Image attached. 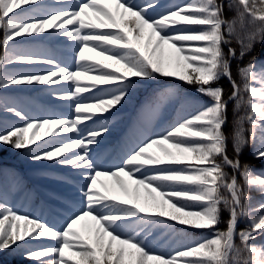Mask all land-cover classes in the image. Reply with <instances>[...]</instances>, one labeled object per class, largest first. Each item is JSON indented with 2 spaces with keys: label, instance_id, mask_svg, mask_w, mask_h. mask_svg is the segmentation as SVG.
<instances>
[{
  "label": "snow or ice",
  "instance_id": "snow-or-ice-1",
  "mask_svg": "<svg viewBox=\"0 0 264 264\" xmlns=\"http://www.w3.org/2000/svg\"><path fill=\"white\" fill-rule=\"evenodd\" d=\"M158 9L160 0H0V113L24 122L0 130V146L67 168L60 182L79 196L62 202L66 221L52 227L9 204L25 190L14 172L0 169V252L25 248L36 264H264V171L240 161L250 146L264 162V62L258 66L253 56L238 63L240 83L231 66L264 43V0H187ZM62 38L71 66L47 49L25 47ZM86 51L119 69L107 70L110 65L91 61ZM40 64L49 67H33ZM161 77L194 87L208 102L178 91L179 85L153 89L104 167L99 138L110 133L138 87ZM222 79L231 87L227 95L214 86ZM33 85L71 101L66 107L73 115L29 120L14 94ZM177 105L186 115L169 121ZM45 128L51 139L38 134ZM230 137L234 158L227 154ZM101 177L113 180L123 198ZM253 191L260 197L255 203ZM89 221L81 232L77 226ZM42 238L53 243L30 246Z\"/></svg>",
  "mask_w": 264,
  "mask_h": 264
},
{
  "label": "trees",
  "instance_id": "trees-1",
  "mask_svg": "<svg viewBox=\"0 0 264 264\" xmlns=\"http://www.w3.org/2000/svg\"><path fill=\"white\" fill-rule=\"evenodd\" d=\"M138 3H142L143 0H137ZM187 3V0H160V9L163 10L164 8H167L173 4H185ZM114 7V6H113ZM18 10V9H17ZM226 15L231 17L233 13L226 12ZM71 27V26H68ZM195 27V26H194ZM98 31H115V29H98ZM43 35H46L43 34ZM66 39V38H65ZM64 39V40H65ZM64 40L60 41H43L35 45H26L25 47H31L33 49H47L50 53H54L55 56L60 58L61 56H66V58H70V53L67 45L64 44ZM74 43V42H73ZM233 48L236 49L237 56H239L240 52V46L236 43L235 40H233L232 45ZM2 48H0V52H2ZM225 51H227V48L225 47ZM85 55L90 57L91 61H101L104 64L110 65V68L107 70H111V67H116L119 69L118 65L112 64L111 61L104 60L103 57L97 56L94 52H85ZM256 58V63L259 66L261 62H264V43H258L256 44L254 50L250 52L248 55H246L243 60L234 59L231 62L232 66V74L235 79H237V83H240L239 78L236 76V67L237 64L246 65L249 60L252 57ZM33 67L37 68H45L49 67L48 65H34ZM190 71V69H189ZM55 79V78H54ZM179 85L178 91L191 94L198 99H204L206 102V98L200 97L198 93H196L195 88L191 87L183 82H180L172 77H161L159 82H153L150 85H144L142 87H138V89L135 92L134 99L132 102L124 105L121 109L125 110V113H123L122 117L123 119L120 121V126L118 129V132L124 129L126 125V119H132L135 116L136 108L139 105L140 100L144 98L145 95L150 93L153 89L157 87H173ZM214 86H222L225 89V94L227 95L228 92L231 91V87L226 79H222L219 82V85ZM99 87H104L103 85H100ZM26 92L24 93H16V98L18 100L17 106L26 114V117L29 120L34 119H42L47 118L52 114V109L57 106L61 107L62 105H55L54 103V97L53 95L49 94L44 89L47 88L46 85H33V86H25ZM37 113H40L41 115H36ZM186 115L184 110L180 107V105L176 106V111H172L168 115L169 121H175L179 117ZM131 116V118H130ZM228 124L225 128V131L229 134L231 133L232 126H233V106L231 103L228 105ZM0 130H3L4 127H10L13 124L16 125H23V121L19 118L7 114V113H0ZM131 127V125H130ZM154 127L158 130H160L161 125L157 123L154 125ZM48 131L47 128L40 129L38 134L41 136H44L45 133ZM117 133L114 134H107L109 138L115 137ZM29 135H31V130L29 132ZM127 135H125L126 137ZM124 137V138H125ZM109 138L103 137L104 141H107ZM49 139V138H46ZM38 143H42V140H38ZM253 149L252 147H246L243 151V154L240 156L241 164H250L252 166V169L254 172H260L264 171V162L256 160L253 158L252 155ZM228 156L229 158H234L235 154L233 152L232 147V141L231 137L228 141ZM54 166L56 168H59V165H55L54 162H32L24 155V150H17L14 151L9 146H0V169H6L10 172H14L17 176V178L21 181L25 194L24 195H15L9 198V204L17 210L20 213H25L29 215L30 217H37L42 222H45L49 224L52 227L59 228L56 223L54 222L55 215L60 214V211L55 207V204L59 202L58 196L59 195H52V192H58L54 190H47L41 186L38 182H36V179L39 178L38 175H36V172L32 170L33 167L40 166L42 164H46ZM225 171L231 172V169H225ZM238 180H240V183H243L242 179L238 176ZM58 188L62 189V185H58ZM63 190V189H62ZM253 197V202L255 203L257 200L260 199L258 194L256 192L251 193ZM140 196L141 198L144 197V190H140ZM34 211H38L37 213H33ZM228 214L225 212L223 213V219L227 220ZM78 229L81 232H84L86 230V224L82 222L80 225L77 226ZM221 229L225 227L224 223H221L219 225ZM239 228L245 227V222H241L238 226ZM194 236L196 238H202L200 232L194 233ZM30 238L26 237V240H29ZM264 239V238H261ZM237 244H239V240L236 241ZM261 240L253 241V243H260ZM53 243L50 240L41 239L37 241L31 242V247L36 248L40 245H47ZM47 259V258H42ZM0 264H36V262L27 259L26 258V249L20 248V249H8L3 252H0Z\"/></svg>",
  "mask_w": 264,
  "mask_h": 264
},
{
  "label": "bare ground",
  "instance_id": "bare-ground-1",
  "mask_svg": "<svg viewBox=\"0 0 264 264\" xmlns=\"http://www.w3.org/2000/svg\"><path fill=\"white\" fill-rule=\"evenodd\" d=\"M64 106H66V104ZM32 170H34L36 175L39 176V178L36 179V182L41 184V186L47 190H51L62 184L60 182L61 178L66 175V173L63 174L56 167L48 165V163L33 167Z\"/></svg>",
  "mask_w": 264,
  "mask_h": 264
},
{
  "label": "rangeland",
  "instance_id": "rangeland-1",
  "mask_svg": "<svg viewBox=\"0 0 264 264\" xmlns=\"http://www.w3.org/2000/svg\"><path fill=\"white\" fill-rule=\"evenodd\" d=\"M18 11V10H17ZM70 82H64V84H69ZM23 87V86H22ZM24 88V87H23ZM71 102V101H70ZM65 115L66 116H71V115H73V112H70V110L69 111H67L66 113H65ZM86 124H91L92 122H85ZM116 124H113V126H115ZM79 127H83V125H79ZM55 131V130H54ZM62 135H65V136H71V135H74V133H62ZM102 150H103V146L102 145H100L97 149H96V151L98 152V153H100V158H101V160L102 161H107L108 163H105L104 164V167L105 166H107V164H109V159H106V158H103L102 157ZM73 151H77V149H74ZM68 154H70V153H68ZM60 172H62L63 174H68V169L67 168H61L60 170H59ZM124 181H125V184H126V186L127 187H129V188H131L132 187V185H130V183L128 182V179H125V177H121ZM76 180H79V177H76L75 178ZM101 179V181L105 184V185H107L108 186V188H109V190H110V193L112 194V195H114V196H117V197H119V198H123V193L120 191V189L119 188H117V187H115V182L113 181V180H111V179H109V178H106V177H101L100 178ZM82 182V181H81ZM98 187H99V185H98ZM104 191V189H101V192H103ZM77 200H79V198L77 199ZM64 211H66V209L64 208ZM65 217V216H64ZM66 218V217H65ZM87 224H91L92 222H86Z\"/></svg>",
  "mask_w": 264,
  "mask_h": 264
}]
</instances>
